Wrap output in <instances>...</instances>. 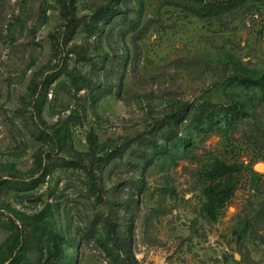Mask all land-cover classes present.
<instances>
[{"label": "rangeland", "instance_id": "1", "mask_svg": "<svg viewBox=\"0 0 264 264\" xmlns=\"http://www.w3.org/2000/svg\"><path fill=\"white\" fill-rule=\"evenodd\" d=\"M185 1L0 0V264H264V0Z\"/></svg>", "mask_w": 264, "mask_h": 264}, {"label": "trees", "instance_id": "2", "mask_svg": "<svg viewBox=\"0 0 264 264\" xmlns=\"http://www.w3.org/2000/svg\"><path fill=\"white\" fill-rule=\"evenodd\" d=\"M246 1L247 0H186L184 9L198 17L210 18L237 10L241 6L245 5ZM240 111L241 108L231 109L229 113H224L222 115L226 117V120L222 121V118L219 117L220 113L212 109L209 111L207 117L208 119L201 121V123L208 125L209 128L219 126L222 122L225 126H235L236 123L234 124L233 120L239 118ZM96 190L98 192V188H96ZM132 234V229H130L128 232L129 241L127 245L125 243H121L123 241L117 240V237H114V235H111L113 237L112 241L114 247H111L105 239L99 240L100 247L111 264H139L135 255L131 251L130 241ZM60 262L61 261H58L57 264H61Z\"/></svg>", "mask_w": 264, "mask_h": 264}, {"label": "bare ground", "instance_id": "3", "mask_svg": "<svg viewBox=\"0 0 264 264\" xmlns=\"http://www.w3.org/2000/svg\"><path fill=\"white\" fill-rule=\"evenodd\" d=\"M256 168L259 169V170H262L263 166L261 164H258Z\"/></svg>", "mask_w": 264, "mask_h": 264}, {"label": "water", "instance_id": "4", "mask_svg": "<svg viewBox=\"0 0 264 264\" xmlns=\"http://www.w3.org/2000/svg\"><path fill=\"white\" fill-rule=\"evenodd\" d=\"M263 167H264V164L260 163Z\"/></svg>", "mask_w": 264, "mask_h": 264}]
</instances>
